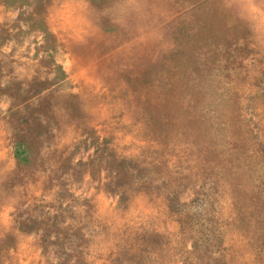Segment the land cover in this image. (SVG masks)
Instances as JSON below:
<instances>
[{
    "label": "rangeland",
    "instance_id": "obj_1",
    "mask_svg": "<svg viewBox=\"0 0 264 264\" xmlns=\"http://www.w3.org/2000/svg\"><path fill=\"white\" fill-rule=\"evenodd\" d=\"M0 264H264V0H0Z\"/></svg>",
    "mask_w": 264,
    "mask_h": 264
}]
</instances>
